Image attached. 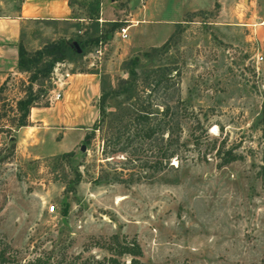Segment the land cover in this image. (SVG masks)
I'll list each match as a JSON object with an SVG mask.
<instances>
[{
  "label": "rangeland",
  "instance_id": "obj_1",
  "mask_svg": "<svg viewBox=\"0 0 264 264\" xmlns=\"http://www.w3.org/2000/svg\"><path fill=\"white\" fill-rule=\"evenodd\" d=\"M16 1L0 0V15L13 13ZM78 8L73 6L72 16L85 17ZM183 19L148 57L142 53L149 46L126 53L121 39L82 51L75 44L76 54L31 82L34 102L48 104L56 77L96 73L98 96L101 88L107 97L105 114L97 112L85 132L92 129L91 137L70 155L32 156L15 139L12 155L1 159L7 151L0 150V237L18 259L74 255L83 247L82 256L100 258L108 252L94 242L116 234L135 240L145 264H264V176L257 174L264 163L258 121L264 0H221ZM85 22L75 24L85 28L80 38L97 36L110 24ZM48 28L53 40L61 36L58 21L21 26L36 33ZM135 55L132 80L125 66ZM256 55L263 59L255 62ZM154 69L156 85L149 72ZM28 76L6 78L0 124H15ZM122 86L125 92L114 93ZM142 111L143 120L137 116ZM225 151L237 158L222 163Z\"/></svg>",
  "mask_w": 264,
  "mask_h": 264
},
{
  "label": "crops",
  "instance_id": "obj_2",
  "mask_svg": "<svg viewBox=\"0 0 264 264\" xmlns=\"http://www.w3.org/2000/svg\"><path fill=\"white\" fill-rule=\"evenodd\" d=\"M214 3L219 5L221 0L16 1L13 13L0 15V85L8 75L20 74L16 67L19 40L25 50L33 51L47 40L54 39L50 37L52 30L49 28L38 33L36 30L23 31L22 23L58 21L62 25L58 38L66 39L81 34L85 29L77 28V22H98V26L102 22H121V26H126V37L121 38L116 28L107 39H121L126 53H129L131 49L162 44L175 26L183 21L184 14L209 11ZM73 6L83 8L85 17L72 16ZM258 26L264 28V19ZM64 83L59 99L50 104L34 102L29 107L28 123L14 129L15 136H12L18 149L24 146L32 156L52 155L70 151L82 140L97 115L98 75L71 73Z\"/></svg>",
  "mask_w": 264,
  "mask_h": 264
},
{
  "label": "trees",
  "instance_id": "obj_3",
  "mask_svg": "<svg viewBox=\"0 0 264 264\" xmlns=\"http://www.w3.org/2000/svg\"><path fill=\"white\" fill-rule=\"evenodd\" d=\"M214 8L217 7V3H214ZM94 13V12H93ZM188 14V13H186ZM184 14V17L185 15ZM184 20V19H183ZM178 23L176 26H178ZM121 27V22H110L108 28H106L103 32L99 31L97 36L94 37H86L80 38V36H76L74 39V44L70 42V37L63 39L57 38L55 40L48 41L44 43L41 47L33 50L27 51L24 49L21 40L18 42L17 46V59H16V67L20 72H28V85L27 91L24 98L16 101V110L18 114L15 118V124L11 125L14 128L23 126L27 124V114L29 107L34 103L37 96L31 90V82L37 78V75L42 77H47L48 73L51 71L53 65L56 62H62L66 58H69L71 55L76 54L75 44L77 48L82 51L88 45H96L99 42L107 39L111 35V33L116 29ZM81 33H85L84 30ZM174 31L168 36V38L158 47L152 46L148 51H144L142 53V57H148L152 53L158 51L167 43V41L173 36ZM139 63L138 56L130 57L126 62V69L128 76L134 80L137 77L135 72V66ZM157 69L150 70L151 80H154V84L158 83V79L155 78V72ZM6 79L0 85V91L2 85L5 83ZM122 82L125 84H129L128 80L123 79ZM145 83H147L144 80ZM127 87L122 86L118 90H115L114 93L125 92ZM100 95L98 96L96 108L97 112L100 116L105 114V99L107 97L106 92L100 88ZM1 101V99H0ZM141 111H139L140 113ZM143 112V111H142ZM145 114L137 115L140 119H145L147 112H143ZM260 132L262 138H264V88L261 91V102H260ZM11 126L0 124V134L4 135V139L0 140V144L3 146L0 147V150L7 151V154H3L1 159L6 157L7 155L13 154L14 148V140L9 134L11 130ZM93 130L91 129L90 133H85L82 137V142H86L90 137ZM264 152V143L263 149L261 151ZM72 152H63L61 156L70 155ZM224 157L222 159V163H227L237 158L236 155L231 154L230 151H225ZM262 162L264 161V156H262ZM257 174L260 177L264 176V163H262L257 170ZM79 181V175L76 173L73 183H77ZM95 246L105 249L108 252V255L97 258L91 254L82 256L83 251H86V247L74 255H65L58 254L54 255L52 252H45L42 254H38L31 258L26 259H18L16 256V252L12 251L9 244L5 242L2 237H0V264H145L141 259V251L139 249L138 244L135 240L125 241L123 239H119L116 234H111L107 239L101 242H94ZM124 255H128L129 259L126 261L122 259Z\"/></svg>",
  "mask_w": 264,
  "mask_h": 264
},
{
  "label": "built area",
  "instance_id": "obj_4",
  "mask_svg": "<svg viewBox=\"0 0 264 264\" xmlns=\"http://www.w3.org/2000/svg\"><path fill=\"white\" fill-rule=\"evenodd\" d=\"M118 34L120 35L121 38H125L126 37V26L119 27L118 28ZM98 44L100 46L101 42H99ZM97 52H98V50H97ZM262 59L263 58H262L261 55H256L255 58H254L255 62L261 61ZM60 63L61 62H56L55 64L58 65ZM67 76H68V73L65 72V73H63L62 76L56 77L54 79V81L52 82V86H53L52 87V91L49 94H46V97H45L47 102L50 103L51 101H55V100L60 98L61 94H60L59 89H60V86L64 83L63 80ZM52 211H53V205H49L47 207V212H52Z\"/></svg>",
  "mask_w": 264,
  "mask_h": 264
},
{
  "label": "water",
  "instance_id": "obj_5",
  "mask_svg": "<svg viewBox=\"0 0 264 264\" xmlns=\"http://www.w3.org/2000/svg\"><path fill=\"white\" fill-rule=\"evenodd\" d=\"M82 147H83V146L81 145V146H80V149H82Z\"/></svg>",
  "mask_w": 264,
  "mask_h": 264
}]
</instances>
